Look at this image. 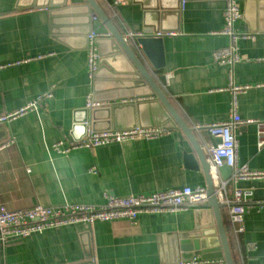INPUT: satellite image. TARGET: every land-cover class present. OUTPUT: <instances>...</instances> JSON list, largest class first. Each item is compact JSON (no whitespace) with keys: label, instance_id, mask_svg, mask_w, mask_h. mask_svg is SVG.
<instances>
[{"label":"crops","instance_id":"crops-1","mask_svg":"<svg viewBox=\"0 0 264 264\" xmlns=\"http://www.w3.org/2000/svg\"><path fill=\"white\" fill-rule=\"evenodd\" d=\"M95 1L127 41H133L126 39L127 31L144 36L147 28L163 30L161 69L156 70L140 49L136 51L206 156V144L217 141L194 126L227 121L233 100L229 68L213 58L214 52L231 43L229 36L220 34L225 28V0ZM236 1L241 18L234 30L249 37L238 42L242 61L234 67L233 81L251 86L238 96V111L243 120L264 122V0ZM87 5L86 0H0V115L38 96L52 95L36 112L0 126V144L14 142L0 151V207L103 206L107 195L208 189L194 146L178 128L165 130L156 139L76 149L66 155L53 150L56 143L67 144L82 135L81 126H76L80 117L88 115L92 130L93 110L87 103L96 90L118 91L128 83L125 76L137 74L124 54L110 55L111 35L98 45L99 54L110 64L103 62L96 79L90 76L88 32H110L98 17L94 19ZM155 6L161 9L156 11ZM117 75L122 78H113ZM140 97L147 100L123 104L122 100L134 98L128 97L100 102L103 108H120L111 116L112 127L126 128L141 120L149 126L145 129H160L154 126L162 124L164 114L158 106L149 105L158 102L157 96ZM137 104H146L141 115L123 109ZM236 136L238 165L264 171V147L258 148L256 124L240 125ZM229 187L251 190V204L264 201V180L238 181ZM221 212L235 264H264V208L256 205L248 211L239 244L226 208ZM210 221L214 216L207 207L142 214L133 222H98L91 228L83 224L50 228L0 250V264H83L89 260L93 264H178L183 261L180 236ZM88 244L91 257H87ZM248 244H254L255 250H248Z\"/></svg>","mask_w":264,"mask_h":264},{"label":"built area","instance_id":"built-area-1","mask_svg":"<svg viewBox=\"0 0 264 264\" xmlns=\"http://www.w3.org/2000/svg\"><path fill=\"white\" fill-rule=\"evenodd\" d=\"M224 11L225 28L220 33L231 38L228 47L214 52V61L229 68L230 91L233 94L230 118L224 122L197 124L196 131L206 130L217 142L206 144L205 153L210 165L215 195L220 205L228 212L232 233L239 244L241 236L245 233V217L254 206L264 208V201L251 204L248 199L253 195L251 190L230 189V184L238 181L264 180V171H252L247 166H239L238 141L236 131L240 125L256 124L258 128V148L264 147V122L258 120H243L238 111L237 98L248 91L251 86H238L233 81L234 67L242 61L239 53L238 42L249 35L238 34L234 30L235 23L241 18V12L236 0H225ZM97 17H94L96 19ZM142 34L126 32V39L135 40ZM111 37L110 33H101L91 30L87 39L88 70L93 78L100 69V54L98 40ZM40 56L38 59L44 58ZM50 93L38 96L15 111L0 115V126L13 122L28 113L36 112L41 103L51 98ZM147 97H134L122 100L123 104L141 102ZM88 108L96 109L103 106L100 102H94L90 97ZM166 131L161 129H145L136 127L125 130H108L94 132L87 130L84 137L79 140H71L65 144L63 141L56 143L53 150L59 154H69L76 149H93L111 143H122L128 140L156 139ZM13 140L0 144V151L13 144ZM228 167L232 170V176L223 180L219 174V168ZM208 207V192L206 188L185 187L182 189L158 192L149 196L116 197L107 195V203L103 206L70 205L58 207L36 206L31 209L8 210L0 207V250H4L9 244L27 239L33 234L41 233L50 228H57L72 224H83L87 228L93 227L98 222H113L119 220L136 221L142 214H166L188 209L201 210ZM254 244H248V250H255ZM178 264H225L224 260H203L194 258L189 261H181Z\"/></svg>","mask_w":264,"mask_h":264},{"label":"water","instance_id":"water-1","mask_svg":"<svg viewBox=\"0 0 264 264\" xmlns=\"http://www.w3.org/2000/svg\"><path fill=\"white\" fill-rule=\"evenodd\" d=\"M88 3L87 10L91 9L94 11V17H98L103 24L106 26L108 31L112 35L113 40V50L110 53L112 57L116 56L117 53L124 54L126 58L131 62L134 66L137 74L135 75H127L124 78L127 80V84L122 89L118 91L112 92H100L96 90L93 101L94 102H113L122 98L128 97H140L155 94L157 96L158 102L149 104L150 106H158L159 109L163 112V123L154 127H158L161 130H170L172 128L181 129L192 142L194 149L196 151L197 156L199 157L200 163L205 171L207 182H208V207L214 216L213 223L210 221L209 225L202 227L198 226L196 230L192 232H187L186 234H182L180 236L181 242V252L183 253V261H189L194 256H200L203 260H218L224 259L225 264H235L233 255L231 252L228 234L226 230V226L222 217V205L218 202V199L215 195V190L212 182V178L210 176V165L207 162L206 156L200 146L199 142L194 136L193 130L188 127L183 118L179 115L176 109L173 107L171 102L168 100L164 92L160 89V87L153 80L151 74L145 67V65L140 60V57L136 51V49H140L152 66L159 70L164 66V58L162 51V41L163 38L160 36L163 33V30L160 28H154L150 30L147 28L144 30V36L136 38L132 42L125 40L123 35L117 30L114 26L111 19L106 15V13L100 8L95 0H86ZM150 8V7H149ZM148 8V9H149ZM156 11L160 10L158 6L154 8ZM56 13V12H55ZM91 20V18H90ZM162 32V33H160ZM90 30L88 32V35ZM159 35V36H158ZM102 43V39L98 40V45ZM100 69L95 75V79L102 71V64L106 62L110 64V60L105 59L100 54ZM116 60V59H115ZM112 68V67H111ZM106 69V68H103ZM117 72V71H116ZM120 73V72H119ZM118 73V74H119ZM117 75L113 78H122ZM120 85H123L120 82ZM147 104V103H146ZM146 104H137V105H126L123 107L124 110H128L129 108L137 112V114L141 115L142 107ZM92 117H91V129L94 132L108 131V130H125V129H133L136 127H149L148 124L143 123L141 120L129 127L126 128H116L112 127V122H110L111 116H114L117 111L120 110L118 107L113 108H96L92 109ZM88 113V111H86ZM141 119V118H140ZM88 115L84 117H80L76 120V126H81L83 133L79 138H75V140H79L85 136L87 130L89 129ZM103 123V124H102ZM106 125V126H100ZM219 174L223 180H228L232 176V170L226 166L219 168ZM205 212L198 211L197 214H203ZM87 237V236H86ZM88 254L87 257H91V244L87 246ZM83 264H93L91 260L83 263Z\"/></svg>","mask_w":264,"mask_h":264}]
</instances>
